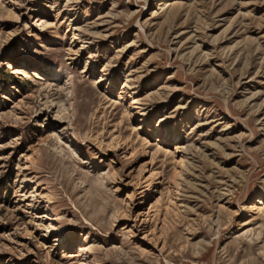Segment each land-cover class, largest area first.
<instances>
[{"label": "rangeland", "instance_id": "1", "mask_svg": "<svg viewBox=\"0 0 264 264\" xmlns=\"http://www.w3.org/2000/svg\"><path fill=\"white\" fill-rule=\"evenodd\" d=\"M0 264H264V0H0Z\"/></svg>", "mask_w": 264, "mask_h": 264}]
</instances>
